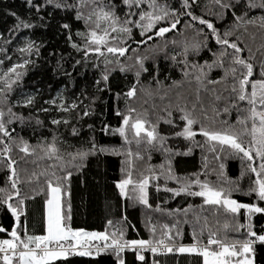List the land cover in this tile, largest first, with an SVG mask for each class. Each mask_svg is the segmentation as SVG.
Segmentation results:
<instances>
[{
  "label": "snow or ice",
  "instance_id": "6c2138e0",
  "mask_svg": "<svg viewBox=\"0 0 264 264\" xmlns=\"http://www.w3.org/2000/svg\"><path fill=\"white\" fill-rule=\"evenodd\" d=\"M180 11L175 7H171L166 3H158L157 0H121L124 7L122 13L123 18L117 15L115 6L111 0H74V3L67 4L65 0H45L40 7H51L58 10L75 9V19L81 21L84 25L83 31H77L76 36L80 38L81 43L73 42L71 34L68 36V43L71 48L80 51L83 48L84 55L87 58L88 51H94L98 55H102L101 45L104 51L112 54L115 59V65H112V59L105 58V71L101 73L100 78L94 84L97 92L105 89L111 90L109 87V75L113 68H118L120 73L132 72L135 80L138 82L142 73H148L149 68L145 66V61L153 59L151 78H156L159 68L155 64L154 57L149 55H136L131 64L121 63L120 57L126 55L125 41L131 40L133 30H138L139 35L147 40H152V36L161 38L170 30H176L180 23V17L186 16L190 21H185V27L193 30L194 38L181 42V51L171 55L170 59L175 65L182 66L179 70L182 72V78L186 81H195V97L191 101V108L187 107L189 100L187 97H181L177 93L176 111L180 113L179 120L182 121V127L172 119V111L169 108L162 109L163 116L157 117V122L152 123L147 119V113L141 114L136 108L129 104V101L136 96V83L124 93H117V99L123 98L125 107L121 110L119 107L115 109V115L122 117L119 121V127L113 128V133H118L123 144L137 145L135 159H142L140 147L143 146L145 152L150 149L160 150L163 148L166 157L176 155H189L197 131L194 125H200L198 134L204 138V143L200 144L201 148L205 145L208 151L214 153V159L220 160V154L216 151L219 147L220 151L226 153L227 156L237 157L241 160L242 165L246 168L248 174L254 179L250 180V185L243 190V194L249 197H255L251 202H239L231 197L233 191H241L239 186L223 187L214 185L209 179V174H216L217 180L224 176V164L219 163V173L209 167L207 156L198 172L189 174L186 177H176L171 170V164L166 159L165 163L168 168L165 171L164 165H160L161 173L159 174L166 182L172 180L179 184L178 188H168L166 186L157 185V191L163 187V190L175 195L184 193L190 196L202 198V204L211 206L214 214H223L234 221L231 231L237 233L235 238L227 237L216 231H211L205 220V224L200 228V233L207 231V243L202 238H198L196 231L192 232L191 244H176L175 240L179 239V233L175 232L176 225L171 227L167 224L160 226L161 235H155V227L149 224L148 231L152 234L148 239H125L123 231H112L111 234L106 232H88L83 229H73L66 223L65 216L62 214V197H68L69 192L67 185L71 176V169L79 170L83 166V161L89 155H95L97 145L94 140L90 145H81L75 151L65 150L61 148L57 141V136L53 134L51 140H42L36 145H30L23 137H14L10 135L8 126L18 121L23 124L25 117L18 115L13 111V104H19L23 107H31L34 103L32 95H26L21 101L10 102L8 97L12 93L14 86L23 76V69L26 65L34 63L30 59H23L24 55H39V47L33 42L25 40L22 47L17 51L21 54V62L13 63L0 76V158L7 169L5 187H0V206L7 208L11 214L13 223L9 231L0 226V233H6L8 238L0 239V264H50L57 258H65L70 255L76 256H96L100 253L114 254L115 264H125L122 253L127 250L134 252L135 259L140 262H146L144 253L152 254L161 253H187L196 254L202 258V264H254V245L257 243L264 244V226H261L257 232L253 225V216L256 214H264V59L259 62V74L255 76V65L251 62L252 56L244 57L242 49L239 46V36L236 31L240 28H246L248 25H256L259 21V27L264 28V15L249 18L248 12L251 9L264 10V0H214V4L219 11L216 12L218 19H222V13L231 12L233 23L221 33L214 22L203 16L194 14L191 10L190 3L195 4L196 0H178ZM32 5V0H28ZM146 9V10H145ZM15 16V13H11ZM42 19V18H41ZM163 22L164 26H161ZM194 22V23H193ZM202 27L197 28L196 25ZM33 25L19 16H16V24L13 29H9V33L18 31L20 28L29 29ZM61 28L69 29L67 23L62 24ZM206 29V31H205ZM109 31L112 35L109 36ZM119 32L121 36L118 38L115 33ZM181 35L184 29L180 30ZM236 36L235 39H232ZM113 43L109 45L108 41ZM212 41L217 46L215 50L209 45ZM139 43L143 44L141 39ZM170 43H176L170 41ZM207 49L211 55V59H205L202 62L189 61V53L193 56H199L202 50ZM135 51V49H131ZM156 52L164 51V48L155 49ZM183 57L177 59V57ZM169 57L166 56V59ZM57 61V67H59ZM79 63V61H77ZM112 67H109V66ZM96 67V65H93ZM213 69H219L221 75L213 80L209 78V73ZM255 77V78H253ZM181 81H173V86H179ZM157 88L160 87L161 81L156 80ZM223 84L220 94H217V85ZM103 85V87L101 86ZM202 93L204 97L202 98ZM227 93V99L231 101L227 107L218 109L216 102L220 101ZM99 97L93 95L92 102ZM59 99V104L56 100ZM87 99V97H85ZM207 99L208 108L216 117L220 115V111L225 113L231 109H236L237 115L235 124H228L227 121H221V128L215 127V119L212 126L202 123L195 115L198 110L203 117V121L208 120L207 110L204 100ZM45 103L54 104L57 112L68 113L70 109H76L77 103L73 101L65 106L62 95L53 97ZM183 103L184 106H181ZM198 106V107H197ZM37 111L47 112V108H39ZM83 116H88V108L85 107ZM6 117V119H5ZM28 119H31L29 117ZM76 119H81V114L77 112ZM171 126V132L168 135L161 134L157 128L160 121ZM67 125L69 120L52 119V125L60 123ZM39 125L41 121L36 119ZM236 126H240V130L236 131ZM91 127V126H89ZM108 125H104L107 130ZM76 129L73 128V134ZM170 138L183 139L188 142V146L181 153L177 148L173 150L167 147V141ZM91 140V138H90ZM13 146L24 157H33L38 160H49L52 163L47 164L44 171L40 173L33 172L29 177V181L33 177L42 176L43 184L46 185V199L44 200V216H43V234L31 235L25 230L24 234H20L17 222L25 211V198L20 194V174L19 169L15 167L17 161L12 158ZM99 151L112 152L113 154H124L121 149H109L100 147ZM22 157V159L24 158ZM127 168L121 171L127 172V175L116 182L115 186L119 190L121 197H124L125 189L131 185L132 192L135 193V199L144 206L148 205V185L151 180L157 179V173L153 170L152 165H148V174L141 173V178L133 179L132 174V158L131 149L127 150ZM124 161H122V164ZM242 168L241 175L243 176ZM204 179L201 180L200 176ZM225 183L227 181L225 180ZM195 187L198 190H193ZM35 191V190H34ZM40 192H44L43 185ZM27 199H31L28 196ZM133 199V197H129ZM183 211L187 214L189 208ZM159 210V207L158 209ZM176 211V210H173ZM243 215V222L239 216ZM199 222V218H197ZM228 228V223L224 224ZM101 241L103 243L101 244ZM172 241V243H169ZM153 264L156 261L153 260Z\"/></svg>",
  "mask_w": 264,
  "mask_h": 264
},
{
  "label": "trees",
  "instance_id": "16d2710c",
  "mask_svg": "<svg viewBox=\"0 0 264 264\" xmlns=\"http://www.w3.org/2000/svg\"><path fill=\"white\" fill-rule=\"evenodd\" d=\"M67 4L74 3V0H65ZM115 6L117 15L123 18L122 13L124 7L121 0H111ZM158 3H166L171 7H175L180 11L178 0H157ZM45 0H32L30 6L28 0H0V76L13 63L21 62V54L17 51L22 47L25 40L33 42L39 47V55H24L23 59H30L34 63L26 65L19 71L23 72V76L14 86L13 91L9 94V101H21L24 96L32 95L34 103L31 107H23L19 104H13V111L18 115L25 117L23 124L18 121L8 126L10 135L14 137H23L30 145H36L42 140H51L53 134L57 136L58 144L61 151H75L81 145H90L94 140L97 145L95 155H89L84 161L83 166L77 171L71 169V176L67 190L68 197H63L62 214L65 216L66 223L73 229H83L88 232H106L111 234L112 231H123L125 239H148L152 235L148 231V225L155 227V235H161L160 226L163 224L171 227L176 225V235L179 233V239L175 240L176 244H191L192 232L196 231L198 238L207 241L208 232L200 233V228L205 224V220L211 231L224 234L227 237L235 238L237 233L231 231L234 221L221 214H214L211 206L203 205L202 198L180 193L173 196L172 193L163 190V187L157 191V185L166 186L168 188H178L179 184L168 180L167 182L159 175L161 173L160 165H164V170L168 168L165 163L166 159L171 164L172 173L176 177H186L189 174L196 173L200 170L204 162V157L208 158V165L215 173H219V163L224 164V176L217 180L216 174H209L208 179L216 186L235 187L239 186L241 191H233L231 197L239 202L249 203L255 197H249L243 194V190L249 187L250 180L254 179L247 173L246 168L237 157L227 156L226 153L220 151L217 147L216 151L220 154V160L214 159V153L208 151L207 146L201 148L199 145L204 143V138L198 134L200 125H194L197 135L194 138L191 153L189 155L172 154L168 157L164 154L163 148L160 150L150 149L145 152L143 146L140 147L142 159H135L137 145L135 143L129 146L137 149L131 150L132 158V174L133 179H140L141 173L148 174V165L153 166V170L158 174L156 180H151L148 185V205H141L134 197L135 193L131 190V185L126 188V194L121 197L119 190L115 184L122 179L123 168L122 161L127 157V145L118 133H113L112 129L119 127V121L122 117L115 115V109L119 107L121 110L125 107L123 98L117 99V93H124L133 83H136V96L129 101V104L136 108L137 112L147 113V119L157 122L158 116H163L162 109L169 108L172 111V119L182 127V121L179 120L180 113L176 111L177 93L181 97H187L189 103L187 107L191 108V101L195 97L196 84L195 81H186L182 78L180 67L175 65L170 59L171 55L181 51V42L194 38L193 30L185 27V21H190L189 17H180V23L176 30H170L165 33L164 37L158 38L154 35L152 40L142 38L138 30H133L131 40L125 41L126 55L120 57L121 63L131 64L136 55H149L154 57L155 64L159 68L156 78H151L153 59L145 61V66L149 68L148 73H142L139 81L135 80L132 72L120 73L118 68H113L109 75L110 91L105 89L97 92L94 84L100 78L102 72L105 71V58L112 59V65L116 61L112 54L104 51L101 47L102 55H98L94 51H88L87 58L84 55V49L76 51L71 48L68 43V36L71 34L73 42L81 43L80 38L76 36V32L83 31L84 25L81 21L75 19V9L58 10L48 6L40 7ZM191 10L198 16L214 22V26L222 33L233 23L232 13H222L223 18L218 19L216 12L219 11L214 4V0H196L193 5L190 3ZM146 10V9H145ZM15 13V16L11 15ZM249 18L264 15V10L259 8L251 9L248 12ZM16 16L31 23L32 28H20L18 31L9 33V29H13L16 24ZM42 18V19H41ZM67 23L69 29L61 28L62 24ZM194 23V22H193ZM163 25V22L161 23ZM197 28L202 26L196 25ZM184 29L183 35L180 30ZM206 31V29H205ZM112 33L109 31V36ZM119 38L121 34L115 33ZM239 36V46L244 49L242 55L244 57L252 56V63L255 65V76L259 74V62L264 59V28L259 27V21L256 25H248L246 28H240L236 31ZM233 36L232 39H235ZM143 39L144 43L139 41ZM175 41L176 43H170ZM109 45L113 42L108 41ZM213 50L217 47L214 42L209 41ZM164 48V51L156 52L155 49ZM135 49V51H131ZM166 56L169 58L166 59ZM177 57V59H181ZM205 59H211V55L207 49L202 50L199 56H193L189 53V61L202 62ZM59 61V67H57ZM79 61V63H77ZM96 65V67H93ZM109 67H112L111 65ZM221 75L219 69H213L209 73V78L215 80ZM255 78V77H253ZM160 80V87L157 88L156 80ZM173 81H181L179 86H173ZM103 87V85H101ZM217 94L223 88V84L217 85ZM62 95L65 106L75 101L76 109H70L68 113L57 112L54 104L45 103L53 97ZM99 97L92 102V96ZM202 98L204 93L201 94ZM87 97V99H85ZM224 97L216 102L218 109H223L231 103L227 99V93ZM59 100H56V104ZM207 110L208 120L203 121V117L197 110L195 115L201 120L212 126L215 119V127L221 128V121H227L228 124H235L237 111L231 109L225 113L220 111V115L216 117L208 108L207 99L204 100ZM181 106H184L183 103ZM2 107V105H0ZM47 108L49 111H37L39 108ZM85 107L88 108L89 115L83 116ZM198 107V106H197ZM81 114V119H76V114ZM31 117V119H28ZM67 118L69 123L64 125L62 122L58 125H52V119L62 120ZM6 119V117H5ZM36 119L41 123L38 125ZM104 125H108L104 130ZM91 126V127H89ZM73 128L76 129L73 134ZM157 128L161 134L168 135L171 132V126L166 125L161 120L157 124ZM240 130V126H236V131ZM3 138V137H0ZM91 138V140H90ZM167 147L179 149L184 152L188 146V142L183 139L170 138L166 144ZM100 147L109 149H121L124 154H113L112 152L99 151ZM12 158L17 161V167L20 171V194L25 198V211L17 222L20 234L23 235L25 230L31 235L43 234V216H44V200L46 197V185L43 184L42 176L33 177L29 181V177L33 172L40 173L45 170L46 165L52 163L47 159L38 160L33 157H24L13 146ZM22 157H24L22 159ZM242 168L244 175H241ZM7 169L0 158V187H5ZM203 180L204 176L201 175ZM225 180L227 183H225ZM43 185L44 192H40ZM35 190V191H34ZM193 190H198L193 187ZM31 196V199H27ZM133 199H129V197ZM264 204V202H261ZM189 208L187 214L184 209ZM159 207V210H157ZM176 210V211H173ZM199 218V222H197ZM243 222V215L239 216ZM253 225L257 232L261 226H264V214H256L253 216ZM13 223L11 214L7 208L0 206V226L5 227L9 231ZM228 223L229 227L225 228L224 224ZM8 238L6 233H0V239ZM103 242V241H101ZM172 243V241H169ZM146 262H140L135 259L132 252H123L122 256L125 264H202V258L196 254L171 252L164 255L144 253ZM254 264H264V245L257 244L254 246ZM50 264H115V258L112 254L102 253L92 257L75 256L71 258H62Z\"/></svg>",
  "mask_w": 264,
  "mask_h": 264
},
{
  "label": "rangeland",
  "instance_id": "374dc122",
  "mask_svg": "<svg viewBox=\"0 0 264 264\" xmlns=\"http://www.w3.org/2000/svg\"><path fill=\"white\" fill-rule=\"evenodd\" d=\"M103 45H101V47H102ZM59 100V99H58ZM59 104V103H58ZM127 150L128 149H131V150H134V151H136L137 149H135V148H133V147H131V146H129V145H127ZM127 160H128V158H126L125 160H124V163H123V168H127ZM127 175V172L125 171V172H123V175H122V178L124 177V176H126ZM125 192H126V189H125ZM62 199H63V197H62ZM60 259H62V258H57V259H55V260H53V261H51L50 263H53V262H55V261H57V260H60Z\"/></svg>",
  "mask_w": 264,
  "mask_h": 264
},
{
  "label": "built area",
  "instance_id": "2783aa9c",
  "mask_svg": "<svg viewBox=\"0 0 264 264\" xmlns=\"http://www.w3.org/2000/svg\"><path fill=\"white\" fill-rule=\"evenodd\" d=\"M103 242H101V244H102ZM169 243H171V242H169ZM204 243H207V241H205ZM257 244H260V243H257ZM257 244H255V245H257ZM178 245V244H177ZM254 245V246H255ZM264 245V244H263ZM124 252H130V251H127V250H125ZM132 253H134V252H132ZM145 253H148V252H145ZM100 254H102V253H100ZM109 254H112V253H109ZM164 254H167V253H161V255H164ZM113 256H114V254H112ZM76 255H70V256H68V257H65V258H71V257H75ZM83 257H92V256H83Z\"/></svg>",
  "mask_w": 264,
  "mask_h": 264
}]
</instances>
